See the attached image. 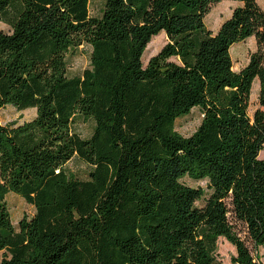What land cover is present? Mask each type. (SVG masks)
I'll return each instance as SVG.
<instances>
[{"label": "trees", "instance_id": "1", "mask_svg": "<svg viewBox=\"0 0 264 264\" xmlns=\"http://www.w3.org/2000/svg\"><path fill=\"white\" fill-rule=\"evenodd\" d=\"M223 0H0V111L36 109L21 125L0 117V264H260L230 215L264 246V111H248L256 79L264 108V9L243 5L213 33L205 18ZM168 43L144 66L154 37ZM254 37L239 72L231 48ZM92 49L82 76L68 55ZM199 108L185 137L176 121ZM77 118L95 123L90 138ZM75 157L88 178L66 169ZM207 181L205 189L182 182ZM35 207L14 227L6 197ZM204 204L199 206L198 203Z\"/></svg>", "mask_w": 264, "mask_h": 264}, {"label": "rangeland", "instance_id": "2", "mask_svg": "<svg viewBox=\"0 0 264 264\" xmlns=\"http://www.w3.org/2000/svg\"><path fill=\"white\" fill-rule=\"evenodd\" d=\"M258 5L264 9V0H256ZM105 0H90V15L93 17H101L104 10ZM243 4L240 1L223 0L220 3L212 6L210 12L205 18L206 27L213 33H217L222 24L231 17L234 9ZM11 32L9 25L0 22V32ZM168 37L165 32L153 38L148 45L143 57L142 62L147 66L148 61L168 43ZM257 51V42L254 37L248 38L243 42L236 43L231 48V55L233 59L234 70L241 71L250 60V56ZM92 49L88 45L81 46L78 50L69 53L68 55V75L70 77L82 76L84 71L90 67ZM260 83L256 79L250 99L249 115L251 118L257 110L264 111L259 103ZM1 124L4 126L16 123L21 125L29 122L36 117V109H27L19 111L11 105L6 106L0 111ZM202 121V112L199 108H195L190 115L180 118L176 121V130L185 137L191 136L199 127ZM95 123L93 121H85L82 118H77L73 124V132L77 133L84 139L91 137ZM259 159L264 160V149L261 151ZM66 169L74 174L78 179L85 180L88 178L91 170L90 166L75 157L67 165ZM182 182L194 188L201 187L208 193L206 180H193L189 177L182 179ZM209 194V193H208ZM7 205L11 213V218L14 227L18 230L20 222L24 218L31 219L35 214V207L28 204L21 196L16 193H9L6 197ZM203 201L198 205L202 206ZM231 224L234 227L237 235L242 239L250 248L253 256L260 264H264V246L255 245L248 234L246 226L237 222L230 215ZM237 249L227 239L220 238L218 241V260L223 264H234L232 259L236 257ZM4 256V252L0 251V260Z\"/></svg>", "mask_w": 264, "mask_h": 264}]
</instances>
